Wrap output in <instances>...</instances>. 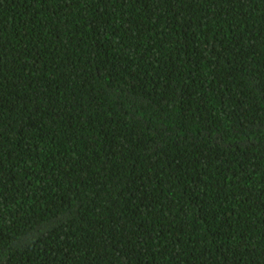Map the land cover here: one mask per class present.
<instances>
[{
  "label": "trees",
  "instance_id": "obj_1",
  "mask_svg": "<svg viewBox=\"0 0 264 264\" xmlns=\"http://www.w3.org/2000/svg\"><path fill=\"white\" fill-rule=\"evenodd\" d=\"M0 264H264V0H0Z\"/></svg>",
  "mask_w": 264,
  "mask_h": 264
}]
</instances>
